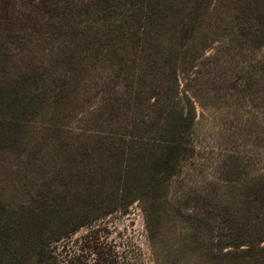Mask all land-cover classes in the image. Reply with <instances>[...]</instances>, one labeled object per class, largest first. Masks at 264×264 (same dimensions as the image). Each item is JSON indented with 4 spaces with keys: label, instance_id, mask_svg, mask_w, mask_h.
Segmentation results:
<instances>
[{
    "label": "trees",
    "instance_id": "16d2710c",
    "mask_svg": "<svg viewBox=\"0 0 264 264\" xmlns=\"http://www.w3.org/2000/svg\"><path fill=\"white\" fill-rule=\"evenodd\" d=\"M46 1L63 8L51 20L20 11V0H0V153L19 133L16 111L25 106L19 78L31 68L20 69L17 58L36 39L53 38L63 19L65 34L95 40V56L111 63L98 107L111 86L114 127L94 132L83 150L106 164L101 186L89 187L104 206L88 216L137 203L146 218L177 223L182 246L210 264H264V0H89L78 21L75 1ZM248 51L255 56L244 60ZM53 92L51 103L60 96ZM225 92L235 110L245 109V122L227 129L230 147L218 140L206 151L196 138V103ZM235 128L251 132L257 149L240 150ZM49 187L58 195L51 178ZM59 205L13 206L0 186V264H61L53 245L84 219Z\"/></svg>",
    "mask_w": 264,
    "mask_h": 264
},
{
    "label": "rangeland",
    "instance_id": "374dc122",
    "mask_svg": "<svg viewBox=\"0 0 264 264\" xmlns=\"http://www.w3.org/2000/svg\"><path fill=\"white\" fill-rule=\"evenodd\" d=\"M73 1L79 4L72 10L78 21L83 19L79 12L89 0ZM49 6L41 0H20L18 9L22 12L29 9L41 20L48 13L51 20L63 10L54 3ZM66 23L63 19L55 22L53 38L40 43L36 39L30 44L31 54L17 58L20 69H31L29 76L19 78L26 82L19 93L25 106L16 111L19 133L0 153L3 201L25 208L37 206L44 212L49 210L47 203L56 202L60 208L68 207L74 218L84 219L73 233L53 245V254L61 264H210L205 256H196L182 246V232L177 223L167 217L158 221L146 218L137 203L127 209L88 216V211L104 206L96 199L97 189L89 187L101 186L98 173L104 172L106 164L97 157V151L87 155L83 150L88 149L91 142L87 138L94 132L114 127L111 86V98L98 107L102 96L109 94L101 77L109 72L111 63H103L99 55L95 56L91 49L92 43L98 46L95 40L85 42L78 36L65 34L69 30ZM215 46L213 43L205 54H212ZM262 50L258 55H264V47ZM253 54L248 51L244 60H251ZM54 90L60 96L51 103L49 98ZM203 96L199 101L205 107L196 103V138L206 151H215L218 140L230 147L232 138L226 131H231V125L245 122V109L235 110V98L229 93L216 102L205 93ZM234 131L240 150L257 149L253 135H248L251 132L237 128ZM50 178L59 186L58 195L49 187Z\"/></svg>",
    "mask_w": 264,
    "mask_h": 264
}]
</instances>
